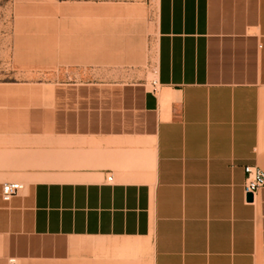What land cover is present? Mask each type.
<instances>
[{
	"label": "crops",
	"instance_id": "0c3cea01",
	"mask_svg": "<svg viewBox=\"0 0 264 264\" xmlns=\"http://www.w3.org/2000/svg\"><path fill=\"white\" fill-rule=\"evenodd\" d=\"M154 1L150 84L55 82L43 134L7 102L0 264H264V0Z\"/></svg>",
	"mask_w": 264,
	"mask_h": 264
},
{
	"label": "rangeland",
	"instance_id": "374dc122",
	"mask_svg": "<svg viewBox=\"0 0 264 264\" xmlns=\"http://www.w3.org/2000/svg\"><path fill=\"white\" fill-rule=\"evenodd\" d=\"M154 39V0H0V115L10 111L7 102L19 99L21 116L37 117L43 134L46 87L55 82L150 84ZM0 242L2 249L12 240ZM13 255L7 253L3 264Z\"/></svg>",
	"mask_w": 264,
	"mask_h": 264
},
{
	"label": "built area",
	"instance_id": "2783aa9c",
	"mask_svg": "<svg viewBox=\"0 0 264 264\" xmlns=\"http://www.w3.org/2000/svg\"><path fill=\"white\" fill-rule=\"evenodd\" d=\"M155 85V83H152ZM246 173L245 181L243 184L244 196L247 200V195L251 194L252 197L264 187V171L257 166H245ZM24 189V184L19 181L5 182L1 186V197L4 200H9L12 196L18 194ZM8 264H16L14 258L8 259Z\"/></svg>",
	"mask_w": 264,
	"mask_h": 264
},
{
	"label": "water",
	"instance_id": "95a60500",
	"mask_svg": "<svg viewBox=\"0 0 264 264\" xmlns=\"http://www.w3.org/2000/svg\"><path fill=\"white\" fill-rule=\"evenodd\" d=\"M252 199V195L251 194H248L247 195V200L250 201Z\"/></svg>",
	"mask_w": 264,
	"mask_h": 264
}]
</instances>
